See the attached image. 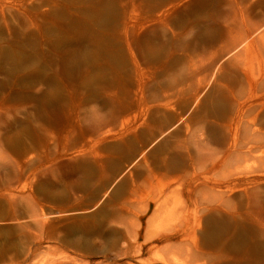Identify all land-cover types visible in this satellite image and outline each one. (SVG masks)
<instances>
[{"label":"rangeland","instance_id":"374dc122","mask_svg":"<svg viewBox=\"0 0 264 264\" xmlns=\"http://www.w3.org/2000/svg\"><path fill=\"white\" fill-rule=\"evenodd\" d=\"M262 121L264 0H0V264H264Z\"/></svg>","mask_w":264,"mask_h":264},{"label":"bare ground","instance_id":"6f19581e","mask_svg":"<svg viewBox=\"0 0 264 264\" xmlns=\"http://www.w3.org/2000/svg\"><path fill=\"white\" fill-rule=\"evenodd\" d=\"M79 42V41H78ZM73 44V43H72ZM78 48V47H77ZM264 124V121H262L261 125ZM262 127H264V125H262Z\"/></svg>","mask_w":264,"mask_h":264}]
</instances>
